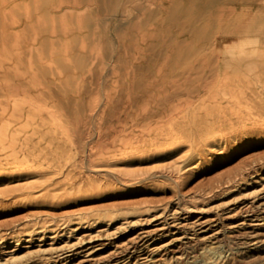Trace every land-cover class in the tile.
Here are the masks:
<instances>
[{"label": "rangeland", "instance_id": "374dc122", "mask_svg": "<svg viewBox=\"0 0 264 264\" xmlns=\"http://www.w3.org/2000/svg\"><path fill=\"white\" fill-rule=\"evenodd\" d=\"M128 5L0 0V264H264V13L212 42Z\"/></svg>", "mask_w": 264, "mask_h": 264}, {"label": "bare ground", "instance_id": "6f19581e", "mask_svg": "<svg viewBox=\"0 0 264 264\" xmlns=\"http://www.w3.org/2000/svg\"><path fill=\"white\" fill-rule=\"evenodd\" d=\"M106 1L107 0H95V3L101 5V3H105ZM129 1L132 0H122L124 12L128 11ZM133 3H135L136 10L140 14L139 18L151 15L153 9L157 6L161 15L160 26H163L167 20L171 21L181 29H186L187 32H185V34H188L186 37L187 40L193 39L195 41L201 38L204 41L211 39L212 42H220L223 41L225 37L231 36L238 39L240 37L241 40L251 31L253 25L258 22V17L264 13V0H133ZM60 7H62V4H60ZM210 27H215L216 29L213 37L209 33ZM140 39L143 44H147L151 39V35L149 36L147 33H143V35L138 38V40ZM255 40H257V37L253 39L245 38L244 41L246 42L241 41V46L257 43ZM181 53L182 50L179 49L177 54L181 55ZM236 53L237 49L232 50L229 46H227L224 52V54H228L230 57L235 56ZM220 63L219 60L216 62V68L219 67ZM170 98V94H160L159 97L155 99V105H147L134 110V119L139 122L140 120L166 116L169 114V111H160V109L162 106L167 105V101H169ZM157 108L158 110H156ZM83 114L85 118L88 117L85 112ZM129 114L130 111L127 107L110 113V116L115 118H106L104 119L105 121L103 120L101 124L98 125V136H103L104 126L108 127L105 131V134H108L110 130L113 131L115 128V121H120L123 119V115L128 116ZM89 118L90 120L84 123V128L79 129L81 135L88 132V125L94 122L92 121L93 115L92 117L90 115ZM81 137L78 142L81 144L85 143Z\"/></svg>", "mask_w": 264, "mask_h": 264}]
</instances>
